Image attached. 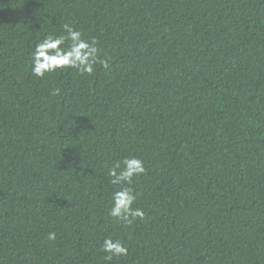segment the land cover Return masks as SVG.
Returning a JSON list of instances; mask_svg holds the SVG:
<instances>
[{
  "label": "trees",
  "instance_id": "1",
  "mask_svg": "<svg viewBox=\"0 0 264 264\" xmlns=\"http://www.w3.org/2000/svg\"><path fill=\"white\" fill-rule=\"evenodd\" d=\"M65 23L108 69L32 74ZM0 264H264V0H0Z\"/></svg>",
  "mask_w": 264,
  "mask_h": 264
},
{
  "label": "clouds",
  "instance_id": "2",
  "mask_svg": "<svg viewBox=\"0 0 264 264\" xmlns=\"http://www.w3.org/2000/svg\"><path fill=\"white\" fill-rule=\"evenodd\" d=\"M95 39H86L81 31L76 30L68 23L63 25V33L60 35H47L36 44L31 53V72L38 78H44L45 74L54 73L57 70L67 68L77 70L81 75L91 76L95 72L96 65L103 68L110 67L107 58H100V49ZM60 94V89L52 91L53 96ZM144 162L136 157H125L122 161H116L108 169L110 183L118 187L111 196L112 206L109 215L117 221L132 224L136 219H143L145 213L141 208H134L137 194L133 187L134 178L145 174ZM48 239H56L55 232L48 234ZM100 251L107 253L103 257L106 261H112L114 257L128 255V247L125 241L104 238Z\"/></svg>",
  "mask_w": 264,
  "mask_h": 264
}]
</instances>
